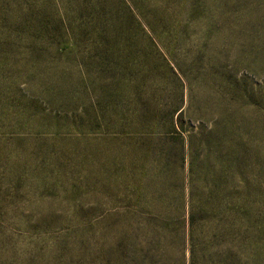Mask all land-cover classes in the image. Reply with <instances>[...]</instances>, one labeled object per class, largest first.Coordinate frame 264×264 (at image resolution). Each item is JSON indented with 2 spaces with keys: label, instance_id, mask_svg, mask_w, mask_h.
<instances>
[{
  "label": "trees",
  "instance_id": "16d2710c",
  "mask_svg": "<svg viewBox=\"0 0 264 264\" xmlns=\"http://www.w3.org/2000/svg\"><path fill=\"white\" fill-rule=\"evenodd\" d=\"M158 23L130 0H0V127L63 122L138 154L134 187L161 191L131 224L148 264H264V51L180 63Z\"/></svg>",
  "mask_w": 264,
  "mask_h": 264
},
{
  "label": "rangeland",
  "instance_id": "374dc122",
  "mask_svg": "<svg viewBox=\"0 0 264 264\" xmlns=\"http://www.w3.org/2000/svg\"><path fill=\"white\" fill-rule=\"evenodd\" d=\"M130 1L139 14L159 18L161 45L175 50L180 63L195 61L202 49L231 54L232 62L261 61L252 50L264 51V0ZM209 61L220 57L202 60ZM205 85L191 88V111L210 112ZM6 120L0 127V264H148L140 255L145 237L135 239L131 224L143 222L145 207L160 206L161 191L155 181L149 189L134 187L144 181L132 171L142 170L133 162L138 154L63 122L31 131ZM169 253L177 258L174 247Z\"/></svg>",
  "mask_w": 264,
  "mask_h": 264
}]
</instances>
